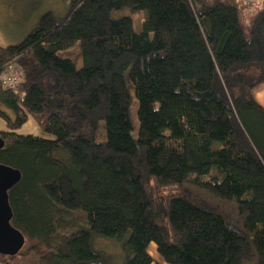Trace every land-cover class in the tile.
Returning a JSON list of instances; mask_svg holds the SVG:
<instances>
[{
    "label": "trees",
    "instance_id": "trees-1",
    "mask_svg": "<svg viewBox=\"0 0 264 264\" xmlns=\"http://www.w3.org/2000/svg\"><path fill=\"white\" fill-rule=\"evenodd\" d=\"M121 9L144 12L141 30L124 14L113 33ZM76 42L88 53L78 68L57 55ZM9 65L19 77L5 87ZM172 67L179 80L158 82ZM259 84L264 0H70L61 20L43 13L0 46V164L20 171L8 202L24 236L0 264H101L92 235L120 242L121 264H243L246 241L264 264ZM129 86L138 102L151 96L156 117L136 137ZM29 118L43 136L16 132Z\"/></svg>",
    "mask_w": 264,
    "mask_h": 264
},
{
    "label": "rangeland",
    "instance_id": "rangeland-1",
    "mask_svg": "<svg viewBox=\"0 0 264 264\" xmlns=\"http://www.w3.org/2000/svg\"><path fill=\"white\" fill-rule=\"evenodd\" d=\"M70 7V0H0V46L9 44H17L33 29L39 20V17L50 12L54 19L61 20ZM124 14H129L132 19V25L135 31L141 30V22L145 14L143 11L130 13L127 9L114 10L111 16L114 20L113 33L117 34L120 31L118 18ZM212 20L216 23L223 21L218 8L212 12ZM57 55L62 58H69L78 68L82 62L88 57V53L83 51L79 43H74L70 48L57 52ZM254 72V68L251 70ZM180 78L178 67L162 69L157 76L158 82H176ZM129 91L132 96L130 106V118L132 122V135L138 134L140 121L147 126L155 122V115L152 111V98L146 96L143 102H138L134 97L133 89L129 86ZM255 98L264 107V84H259L254 89ZM19 134H33L43 136L44 133L40 127L31 118L17 128ZM106 140V128L104 121L99 122L96 141L104 142ZM151 195L158 209H163L162 192L156 187H152ZM90 249L99 256L101 264H121L122 245L120 242L104 238L98 235H92L89 243ZM148 252L154 259L160 260L159 255L155 251L153 243L148 245ZM241 260L243 264H255L254 252L248 243L244 242L241 249ZM54 264H62L56 262Z\"/></svg>",
    "mask_w": 264,
    "mask_h": 264
},
{
    "label": "water",
    "instance_id": "water-1",
    "mask_svg": "<svg viewBox=\"0 0 264 264\" xmlns=\"http://www.w3.org/2000/svg\"><path fill=\"white\" fill-rule=\"evenodd\" d=\"M4 145L0 138V148ZM20 171L0 164V254L13 255L24 243L20 230L11 225L12 210L8 202V190L20 180Z\"/></svg>",
    "mask_w": 264,
    "mask_h": 264
},
{
    "label": "built area",
    "instance_id": "built-area-1",
    "mask_svg": "<svg viewBox=\"0 0 264 264\" xmlns=\"http://www.w3.org/2000/svg\"><path fill=\"white\" fill-rule=\"evenodd\" d=\"M246 5H252L261 0H241ZM19 77V71L14 65H9L1 74V82L5 87L14 86Z\"/></svg>",
    "mask_w": 264,
    "mask_h": 264
},
{
    "label": "crops",
    "instance_id": "crops-1",
    "mask_svg": "<svg viewBox=\"0 0 264 264\" xmlns=\"http://www.w3.org/2000/svg\"><path fill=\"white\" fill-rule=\"evenodd\" d=\"M5 129L6 127H5L4 121L0 119V130H5Z\"/></svg>",
    "mask_w": 264,
    "mask_h": 264
}]
</instances>
